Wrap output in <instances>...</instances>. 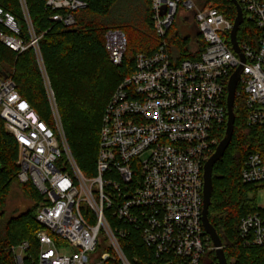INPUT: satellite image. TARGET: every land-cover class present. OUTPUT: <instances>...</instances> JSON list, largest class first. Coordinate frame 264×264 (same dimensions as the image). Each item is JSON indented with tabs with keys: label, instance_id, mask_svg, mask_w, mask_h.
<instances>
[{
	"label": "built area",
	"instance_id": "built-area-1",
	"mask_svg": "<svg viewBox=\"0 0 264 264\" xmlns=\"http://www.w3.org/2000/svg\"><path fill=\"white\" fill-rule=\"evenodd\" d=\"M236 1L244 22L257 29L249 42L239 43L244 64L231 45L234 22L212 2L151 0L159 45L150 55L136 56L134 72L106 105L93 178L82 174L67 144L38 38L33 35L27 44L15 16L0 7V42L19 55L35 49L55 120L53 128L22 97L12 77L0 71V122L18 145V182L31 184L43 197L36 211L43 227L37 234L40 251L32 256L28 242L12 247L15 264H105L108 255L100 263L88 256L98 249L101 234L122 263L131 264L119 241L133 230L163 264H210L206 255L216 248L203 226L204 167L227 123L228 84L241 64L236 98L245 101L247 125L264 126V0ZM47 6L65 12L52 21L72 27V12L88 3L49 0ZM192 11L196 29L190 27L180 37L189 39L196 56L176 60L169 35L177 15L189 22ZM195 33L205 44L203 51ZM105 41L111 64L121 67L126 35L109 30ZM241 179L255 186L257 195L264 192L261 154L246 159ZM110 216L128 229L113 228ZM239 236L245 247L264 248V206L241 220ZM56 239L70 246V252H64Z\"/></svg>",
	"mask_w": 264,
	"mask_h": 264
},
{
	"label": "trees",
	"instance_id": "trees-1",
	"mask_svg": "<svg viewBox=\"0 0 264 264\" xmlns=\"http://www.w3.org/2000/svg\"><path fill=\"white\" fill-rule=\"evenodd\" d=\"M48 1L0 0V7L15 16L21 26V38L27 44L33 35L38 38L40 55L67 144L82 174L93 178L96 176L106 105L123 79L134 72L136 56L140 53L150 55L159 45L151 18V0H126L125 5V0H86L87 8L72 12L75 19L72 27L52 21L55 14L65 12L52 10L47 6ZM209 1L234 22L237 10L230 0ZM3 30L0 25V32ZM109 30H121L127 37L128 46L121 67L111 64L105 48V35ZM256 32L254 23L245 20L238 32L240 45L249 42ZM195 34L200 42V51H203L205 44L201 36ZM169 36L174 59L196 56L190 52L189 39L175 35L173 29ZM225 41L229 44V35ZM0 71L12 77L22 97L55 128L35 49L31 47L19 55L0 42ZM235 116L232 142L213 170L209 220L223 243L228 264H264V248L245 247L239 236L241 220L257 209V188L244 184L241 173L250 155L261 154L264 157V126L247 125L248 112L244 99L240 97L236 98ZM225 131L226 125L219 134V142ZM17 156L18 145L0 122V221L5 216L6 200L15 183L33 205L25 214L10 219L4 230L0 225L1 264H15L11 248L22 242L30 244L28 252L32 256L36 257L40 251L37 234L43 227L36 221V211L43 197L31 184H19ZM109 219L113 228H127L116 218L110 216ZM119 243L131 264H163L143 244L140 233L134 230ZM206 258L210 264H218L215 252L208 253ZM105 264L121 263L111 257Z\"/></svg>",
	"mask_w": 264,
	"mask_h": 264
},
{
	"label": "water",
	"instance_id": "water-1",
	"mask_svg": "<svg viewBox=\"0 0 264 264\" xmlns=\"http://www.w3.org/2000/svg\"><path fill=\"white\" fill-rule=\"evenodd\" d=\"M236 7L237 15L234 20L233 29L231 31V45L233 50L240 57L241 62L245 63V57L241 53V49L238 42V32L240 27L244 23V13L240 4L236 0H230ZM243 64H241L234 74L231 76L228 84L227 95V123L224 138L219 142L215 153L211 156L204 167V208H203V226L206 233L210 236L214 247L216 248V257L218 264H228L225 252L223 249V243L213 225L209 220V209L211 206V199L213 193V170L215 165L223 158L225 152L229 148L235 130V102L237 96L238 85L243 72Z\"/></svg>",
	"mask_w": 264,
	"mask_h": 264
},
{
	"label": "rangeland",
	"instance_id": "rangeland-1",
	"mask_svg": "<svg viewBox=\"0 0 264 264\" xmlns=\"http://www.w3.org/2000/svg\"><path fill=\"white\" fill-rule=\"evenodd\" d=\"M125 2H127L126 0L124 1V5ZM24 3V2H23ZM25 7V6H23ZM123 7V6H122ZM127 7V5H126ZM189 17V22L184 21V16L178 14L176 17V21H175V26L173 28V33L175 35H182L184 34L185 30H190V27H194L196 29L195 24L193 23V17L195 15V12L192 11L190 13L187 14ZM10 73L13 72V70H9L7 69ZM257 206L259 207H263L264 206V192L260 191L257 195ZM32 202L29 200V198H27V196L24 194L23 190L21 189V187L18 185V183L13 184L9 197L6 200V205H5V216L3 218L2 221H0V225H1V229L4 230L5 226L7 225L8 221L10 219L13 218H17L20 217L21 215L25 214L28 210L31 209L32 207ZM56 242L60 245V247L64 248V252L69 251L70 252V246H68L65 242H63L60 239H56ZM69 247V248H68ZM109 250H112L111 252H109ZM103 255H108L109 257L107 258V260L111 257H115L117 258L121 264L122 261L119 258V255L116 251H114L112 249V247H109V243L107 238L101 234L100 236V245L98 247V249L96 250L95 253H93L92 255L89 254V257H93L92 260L95 261V263H100L101 262V258ZM106 262V261H105Z\"/></svg>",
	"mask_w": 264,
	"mask_h": 264
},
{
	"label": "bare ground",
	"instance_id": "bare-ground-1",
	"mask_svg": "<svg viewBox=\"0 0 264 264\" xmlns=\"http://www.w3.org/2000/svg\"><path fill=\"white\" fill-rule=\"evenodd\" d=\"M223 249H224V247H223Z\"/></svg>",
	"mask_w": 264,
	"mask_h": 264
}]
</instances>
